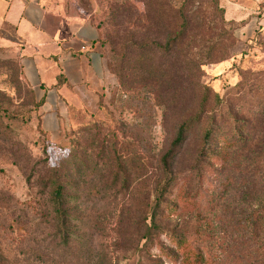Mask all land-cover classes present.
Wrapping results in <instances>:
<instances>
[{"label":"rangeland","instance_id":"obj_1","mask_svg":"<svg viewBox=\"0 0 264 264\" xmlns=\"http://www.w3.org/2000/svg\"><path fill=\"white\" fill-rule=\"evenodd\" d=\"M181 1L75 0L98 21L112 83L92 113L73 115L56 143L37 125L41 102L21 79L17 57L0 44V254L8 264H169L158 245L145 244L143 221L149 224L163 180L159 161L196 108L197 91L183 83L180 46L164 50ZM194 1L202 10L182 45L197 61L217 44L216 61L201 66L196 82L222 101L211 106L222 109V137L214 138L198 173L204 123L175 149L166 202L176 209L165 208L159 221L176 235L209 236L228 253L242 235L241 213L264 195V29L256 25L264 0H218L221 14H212L210 0ZM219 14L228 25H220ZM228 140L235 149L219 159L218 142ZM117 172L127 180L115 181ZM54 178L65 184L67 246L48 196ZM161 242L174 247L167 237Z\"/></svg>","mask_w":264,"mask_h":264},{"label":"crops","instance_id":"obj_2","mask_svg":"<svg viewBox=\"0 0 264 264\" xmlns=\"http://www.w3.org/2000/svg\"><path fill=\"white\" fill-rule=\"evenodd\" d=\"M256 25L264 28V12ZM99 34L96 17L75 0H0V44L41 102L37 125L52 143L74 114L92 113L112 83Z\"/></svg>","mask_w":264,"mask_h":264},{"label":"trees","instance_id":"obj_3","mask_svg":"<svg viewBox=\"0 0 264 264\" xmlns=\"http://www.w3.org/2000/svg\"><path fill=\"white\" fill-rule=\"evenodd\" d=\"M210 1L213 14L219 10V2L218 0ZM194 4V0H182L178 6H175L174 11L177 15V21L173 24L176 29L173 31L174 33L170 38L167 39L164 50L165 52L171 53L176 46H180L181 52L179 66L183 83L191 87L194 91H197L196 108L193 114L183 120L174 142L159 161L163 180L158 184L154 200L151 203L149 224H147L146 221H143L145 244L150 245V249H154L158 245L161 256L166 257L169 264H202L207 261L209 264H264V195L262 194L257 195V204L249 206L246 211L241 213L242 235L239 242L236 241L234 244L227 246L228 253L219 245L215 246L213 239L209 236L199 235V237H195L188 236V234L176 235L162 228L159 221L162 214L166 211L165 208L176 209L175 206L169 205V203L166 202L170 190L175 184V177L172 169V161L175 158V149L184 143L188 133L200 123H204L199 156L194 167V172L198 173L199 171H202L200 167L206 163V160L211 159V156H209L208 153L210 152L214 138L217 134L222 137V128L219 127L217 123V121H219L218 119L222 117V109L211 107L213 105L222 104V101L217 94L212 93L209 86L196 82V72H200L201 66L216 61V59H213L212 51L216 48L217 44L216 42L212 43V45L208 47L207 54L201 55L200 60L197 61L191 59L188 47L182 45L191 31L194 16L202 10L201 5L195 7ZM168 10L169 8L166 10L167 14L171 13ZM219 12L220 14L222 13L221 10H219ZM220 14L217 16L220 25H228L230 21H225ZM163 15L164 12L162 13V19ZM202 22L203 21L200 20L199 23L201 24ZM218 58L217 61L223 59L222 56H219ZM124 70L127 69L124 68ZM162 72L163 70L161 69L160 73ZM120 77L123 79L124 76L121 74ZM128 83L131 85L134 81L129 80ZM233 125H238V121L233 120ZM229 141L230 140H228V142H218L216 156H218L219 159L227 156L230 151L235 149L236 141ZM115 164L118 166L120 165V158L117 155V152H115ZM115 175V181L122 179V181L125 182L127 180V178L124 175H121L120 172H117ZM47 187H49L48 196L54 217L56 233L60 237L63 245L67 246L71 236L68 231L70 215L66 202L65 184L54 178L48 179ZM162 236L167 237L168 240L173 243L174 247H165L164 245H161ZM213 249L216 250V254L213 252ZM217 250L220 255H217ZM224 251L225 253H223ZM162 262L164 263L165 261L161 260V263ZM3 263L8 264L6 259L0 254V264Z\"/></svg>","mask_w":264,"mask_h":264}]
</instances>
